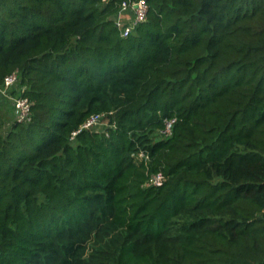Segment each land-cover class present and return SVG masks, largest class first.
<instances>
[{
    "label": "trees",
    "instance_id": "obj_1",
    "mask_svg": "<svg viewBox=\"0 0 264 264\" xmlns=\"http://www.w3.org/2000/svg\"><path fill=\"white\" fill-rule=\"evenodd\" d=\"M130 1L0 0V264H264V0Z\"/></svg>",
    "mask_w": 264,
    "mask_h": 264
},
{
    "label": "built area",
    "instance_id": "obj_2",
    "mask_svg": "<svg viewBox=\"0 0 264 264\" xmlns=\"http://www.w3.org/2000/svg\"><path fill=\"white\" fill-rule=\"evenodd\" d=\"M148 14V5L146 0H135L130 2H123L116 21V26L120 30V35L123 38L129 34L139 25L146 21ZM17 84V75L12 73L6 76L3 84L0 86V96L8 99L11 104L13 119L12 123L25 124L32 120V102L25 95V89H22L18 94L11 93L12 89ZM103 115H91L72 135L75 136L82 130L96 128L101 126L104 122ZM175 124V119H166L161 134L164 138H168L172 134V129ZM138 160L146 161L147 155L140 152L137 156ZM163 177L161 174L150 176L145 183V187L161 186Z\"/></svg>",
    "mask_w": 264,
    "mask_h": 264
},
{
    "label": "rangeland",
    "instance_id": "obj_3",
    "mask_svg": "<svg viewBox=\"0 0 264 264\" xmlns=\"http://www.w3.org/2000/svg\"><path fill=\"white\" fill-rule=\"evenodd\" d=\"M117 20L118 17L116 21ZM0 114H1L2 123L4 124L5 127L3 131H6L10 127L9 125L13 119V114H12V108L10 102L2 98H0ZM101 126L104 127L105 124ZM101 126H99L98 128H100Z\"/></svg>",
    "mask_w": 264,
    "mask_h": 264
},
{
    "label": "crops",
    "instance_id": "obj_4",
    "mask_svg": "<svg viewBox=\"0 0 264 264\" xmlns=\"http://www.w3.org/2000/svg\"><path fill=\"white\" fill-rule=\"evenodd\" d=\"M11 124H12V121H11Z\"/></svg>",
    "mask_w": 264,
    "mask_h": 264
}]
</instances>
